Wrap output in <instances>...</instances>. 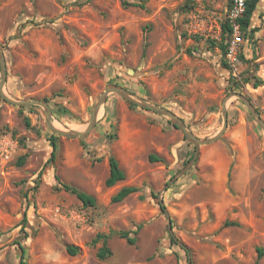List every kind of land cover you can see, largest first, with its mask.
<instances>
[{"label": "rangeland", "instance_id": "1", "mask_svg": "<svg viewBox=\"0 0 264 264\" xmlns=\"http://www.w3.org/2000/svg\"><path fill=\"white\" fill-rule=\"evenodd\" d=\"M229 2L0 0L5 92L48 99L62 129L85 130L108 84L171 109L201 138L223 127L222 101L232 91L248 96L264 119V82L255 86L264 81V0L251 23L258 31L243 34L236 70L213 43L223 36ZM227 110L225 133L201 145L187 168L195 144L167 116L117 93L86 137L57 134L55 157L44 107L0 97V264H22L19 241L29 264H264V131L239 97ZM111 155L127 177L107 186ZM56 174L95 195L98 207L58 189ZM125 185L140 190L113 203ZM101 232L113 251L105 260L97 257L103 240L92 242ZM66 243L81 252L70 255Z\"/></svg>", "mask_w": 264, "mask_h": 264}, {"label": "trees", "instance_id": "2", "mask_svg": "<svg viewBox=\"0 0 264 264\" xmlns=\"http://www.w3.org/2000/svg\"><path fill=\"white\" fill-rule=\"evenodd\" d=\"M260 1L261 0H248L246 12H245L244 16L240 19L241 29H242L243 34L250 37V38H253L255 32L258 31L257 27H251V23H252L253 15H254ZM124 4H128V3L124 2ZM134 5H138V4H134ZM139 5H143V4H139ZM230 5H231V0L228 4V9H229ZM227 12H228V10H227ZM221 27H222L223 36L221 37V40H220V42H218V44H216V41H213V43L215 45H218L219 49L222 52V55L225 56V59L223 61H224L225 65H228V62L226 60V53H227V50L229 48L230 38H231V35L233 32V29H232V25H231V23L227 17V13H226V15L222 21ZM241 56H242V54H241ZM232 81L233 82L231 83L230 87L232 90H234L235 88L239 87L238 86L239 84L236 81L235 76L233 77ZM244 81H247V80H244ZM262 82H264V81L263 80H257L255 82V86L256 87L259 86ZM44 99H46V98H44ZM46 100L48 101V99H46ZM28 124L30 125L29 121H28ZM57 137H58L57 134L51 135V140H53V152H52L53 157H55V155H56L57 144L55 142V139ZM150 158L152 161H157V160L162 161L163 160L161 157H159L155 154H152L150 156ZM25 160H26V155L21 156L19 158V165L24 164ZM109 165H110V171H109V175L105 181L107 186H113V185L117 184L118 182L126 179V177H127L126 172L121 167L120 161L118 160V158H116L114 155L110 156ZM55 177H56V180L58 183L57 188L58 189L63 188L64 190L75 195L85 208H97L98 207V205H99L98 198L95 195L81 189L80 187H78L76 185L62 181L61 177L58 174H56ZM38 183L39 182H37V185L34 187V189L37 188ZM139 190H140V188L135 186V185H125L122 188H120L111 197V201L113 203L122 202L128 196H130L131 194H133ZM152 195H154L155 197H158L154 192H152ZM159 201L161 203V205H160L161 209L167 213L166 207L163 204L162 199ZM26 222H27V219L25 216L23 219V227L26 226ZM225 225H239V223L236 221H226ZM140 227H141V225H139V228ZM131 232L132 231H129V230H119V231H114L113 233H116L120 237L125 238L127 240L128 244L134 245L137 242V237L132 236ZM109 237H110V234H106V233L101 232V233H98L92 241L95 244V243L103 240L102 246L97 251V257L100 260H105L106 258L111 257L113 255V251H112L111 247L108 245V238ZM17 243L19 244V247L21 249V263L22 264H29L28 260L26 258L25 246L20 241ZM65 248L70 255H77L81 252L80 246L77 244H74V243H66ZM259 252H260V256L264 255L262 248H259Z\"/></svg>", "mask_w": 264, "mask_h": 264}, {"label": "water", "instance_id": "3", "mask_svg": "<svg viewBox=\"0 0 264 264\" xmlns=\"http://www.w3.org/2000/svg\"><path fill=\"white\" fill-rule=\"evenodd\" d=\"M0 70H1L0 97L3 98L4 100H6L7 102H9L13 105H17V106H31V105L43 106L45 109L46 115H47L46 122H47L48 128L51 130V132L53 134H58V135L67 136V137H81V138L86 137L91 132V130L96 126L101 107L107 102L108 95L112 92L117 93L118 95H120L125 100H127L133 104H137L144 109L152 110L158 114L167 116L169 118V120L171 121V123L176 128H178L181 132H183L185 138L188 141L195 144L196 151H195V154H194V156H193L192 160L190 161L187 168H189V166H191L193 164V162L195 161V159L199 153V149H200L201 145L212 143V142L220 139L221 136L225 133V131L228 127V116H229L228 110H227V102L233 96L239 97L247 105V107L253 113V115L256 117L258 123L260 124L261 128L264 131V119L262 118L259 110L254 105L252 100L248 96H246L245 94H243L241 92L232 91L224 97V99L222 101V113H223V117H224V124H223V127L221 128V130L216 135H214L212 137L201 138V137L197 136L192 130H190L189 127L187 126L186 122L184 121V119L182 117L178 116L171 109H169L165 106L154 104V103H152V102H150V101H148L142 97H139L135 93H133L132 91H130V90L126 89L125 87L118 85V84H108L105 87L104 91L99 96L97 102L95 103V105L93 107L91 120H90V122H89V124L85 130L62 129V128H59L55 125V123L53 121L52 108L46 99L30 98V99L20 100V99L12 98L6 94L4 88H5V84L7 82V79H8V69H7L5 52H4V49H3L1 42H0ZM184 170H186V169H184ZM182 172H180V174ZM173 179L174 178H172L168 182L167 186L170 183H172ZM170 229H171V226H170Z\"/></svg>", "mask_w": 264, "mask_h": 264}, {"label": "built area", "instance_id": "4", "mask_svg": "<svg viewBox=\"0 0 264 264\" xmlns=\"http://www.w3.org/2000/svg\"><path fill=\"white\" fill-rule=\"evenodd\" d=\"M247 1L248 0H231V5L227 12V17L232 25L233 32L226 53V60L229 66L235 70L239 64V50L243 41L240 19L246 12Z\"/></svg>", "mask_w": 264, "mask_h": 264}, {"label": "crops", "instance_id": "5", "mask_svg": "<svg viewBox=\"0 0 264 264\" xmlns=\"http://www.w3.org/2000/svg\"><path fill=\"white\" fill-rule=\"evenodd\" d=\"M260 2H261V1H260ZM259 4H260V3H259ZM259 4H258V6H259ZM258 8H259V7H257V9H256V11H255V13H254V15L257 13ZM254 15H253V18H254Z\"/></svg>", "mask_w": 264, "mask_h": 264}]
</instances>
